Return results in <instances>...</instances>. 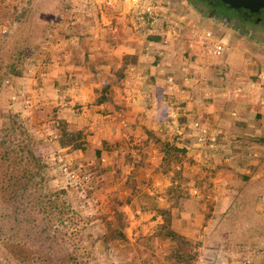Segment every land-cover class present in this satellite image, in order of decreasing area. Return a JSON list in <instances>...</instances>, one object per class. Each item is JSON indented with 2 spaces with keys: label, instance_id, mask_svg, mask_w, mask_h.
Here are the masks:
<instances>
[{
  "label": "crops",
  "instance_id": "obj_1",
  "mask_svg": "<svg viewBox=\"0 0 264 264\" xmlns=\"http://www.w3.org/2000/svg\"><path fill=\"white\" fill-rule=\"evenodd\" d=\"M168 1L156 0L154 18L101 26L90 11L53 28L41 66L12 78V112L35 131L57 136V120L81 130L82 148L55 140L58 150L131 207L144 208L146 194L154 206L171 209L177 200L170 187L193 191L205 177L215 212L228 200L225 185L238 175L246 147L264 138L263 92L221 87L218 59H207L199 37L207 28ZM181 222L171 218V227L186 234Z\"/></svg>",
  "mask_w": 264,
  "mask_h": 264
},
{
  "label": "rangeland",
  "instance_id": "obj_2",
  "mask_svg": "<svg viewBox=\"0 0 264 264\" xmlns=\"http://www.w3.org/2000/svg\"><path fill=\"white\" fill-rule=\"evenodd\" d=\"M66 7L67 0H0V264H181L170 258L174 242L154 235L159 220L152 212L153 195L142 194L144 208L131 207L118 193L106 192L103 180L96 185L86 166L77 169L74 158L58 150L55 133L35 131L20 116L16 122L8 118L13 73L41 66L38 58L47 52L43 41L56 38L52 30L58 25H71L64 18ZM208 7L228 18L218 26L197 22L225 46L220 55L207 57L218 59V82L225 90L257 89L264 104V45L259 43L264 42V9L252 22L215 1ZM250 142L248 159L225 185L227 202L212 212L214 200L206 196L211 191L199 177L193 191L180 189L170 209L174 220L184 222L183 235L196 251L192 264H264V142ZM168 152L177 156L174 149ZM63 162L77 169V184L59 171Z\"/></svg>",
  "mask_w": 264,
  "mask_h": 264
},
{
  "label": "trees",
  "instance_id": "obj_3",
  "mask_svg": "<svg viewBox=\"0 0 264 264\" xmlns=\"http://www.w3.org/2000/svg\"><path fill=\"white\" fill-rule=\"evenodd\" d=\"M182 6H184L188 11L192 12L200 21L210 22L214 26H218L222 23V19L226 18L224 15H219L216 13L214 9H209L208 5L215 1L217 3L223 4L221 0H177ZM207 4V6L205 4ZM224 5V4H223ZM243 36L252 42H255V39L252 38L249 33H244ZM258 42V40L256 41ZM264 45V42H259ZM14 76L22 75L20 72L15 71L13 73ZM2 82L0 81V84ZM16 112H12L8 114V118L12 117V122H14L15 118L18 116ZM16 122V121H15ZM56 131H57V142L60 147L69 146V148H82L83 147V132L81 130L68 129L65 122L62 120L56 121ZM18 126L19 123H18ZM260 142H264V138L257 139ZM41 168L43 165H38ZM38 174V172H37ZM42 174V173H39ZM33 175V174H32ZM30 175V178L35 177L34 175ZM40 180L42 179L39 177ZM180 191V187L176 185L175 187H170L168 189V193L172 195L173 199H178V194ZM146 196V195H145ZM153 215H157L160 219L156 223V227L154 230V235L158 236L161 239L167 238L170 241L174 242L173 249L170 253V258L176 260L181 264H192L193 259L196 257V251L193 249V245L191 241L186 238L180 232L174 230L171 227V218L172 213L168 208H160L156 206H152ZM109 232L116 233L121 238H124L122 233L116 228H109Z\"/></svg>",
  "mask_w": 264,
  "mask_h": 264
},
{
  "label": "built area",
  "instance_id": "obj_4",
  "mask_svg": "<svg viewBox=\"0 0 264 264\" xmlns=\"http://www.w3.org/2000/svg\"><path fill=\"white\" fill-rule=\"evenodd\" d=\"M158 6L156 0H67L64 18L71 23H75L77 19L83 18L86 13L92 11L99 25L109 26L115 24L113 21H118L116 24L125 22L126 17L130 20L134 17L138 20L145 17L154 18L155 9ZM61 17L63 18V16ZM3 31L1 30V32ZM199 37L202 46L209 55L216 57L225 48L217 36L208 29H203ZM238 91L239 88L232 90L234 94ZM198 139H202L201 136ZM77 165V169H82L80 164ZM58 168L64 178L77 184L78 174L75 171L76 168L72 169L64 162Z\"/></svg>",
  "mask_w": 264,
  "mask_h": 264
},
{
  "label": "water",
  "instance_id": "obj_5",
  "mask_svg": "<svg viewBox=\"0 0 264 264\" xmlns=\"http://www.w3.org/2000/svg\"><path fill=\"white\" fill-rule=\"evenodd\" d=\"M226 7L236 10L247 9L252 13L264 9V0H221Z\"/></svg>",
  "mask_w": 264,
  "mask_h": 264
},
{
  "label": "flooded vegetation",
  "instance_id": "obj_6",
  "mask_svg": "<svg viewBox=\"0 0 264 264\" xmlns=\"http://www.w3.org/2000/svg\"><path fill=\"white\" fill-rule=\"evenodd\" d=\"M236 10V9H235ZM263 9H261L260 11H262ZM236 11H238L239 12V14L240 13H244V15H246V16H248L249 18H250V21H252V22H258L261 18L259 17V13H260V11H258V12H255V13H252V12H250L249 10H247V9H241V10H236ZM262 19H264V17L262 18ZM225 20V18H223L222 19V21H224ZM221 21V22H222ZM229 26H231V27H233L232 26V23H229L228 24V27Z\"/></svg>",
  "mask_w": 264,
  "mask_h": 264
}]
</instances>
